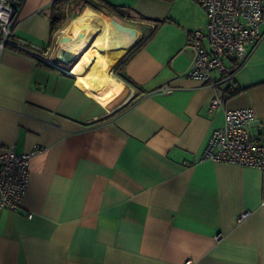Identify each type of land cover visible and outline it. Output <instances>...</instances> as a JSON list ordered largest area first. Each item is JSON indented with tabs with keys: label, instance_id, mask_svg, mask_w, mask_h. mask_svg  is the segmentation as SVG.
<instances>
[{
	"label": "crops",
	"instance_id": "1",
	"mask_svg": "<svg viewBox=\"0 0 264 264\" xmlns=\"http://www.w3.org/2000/svg\"><path fill=\"white\" fill-rule=\"evenodd\" d=\"M54 1L23 0L25 47H0V154L39 148L20 208L0 209V264H264V171L199 160L225 109L264 121V39L210 112L214 90L187 74L196 2L92 0L137 35L90 87L43 56Z\"/></svg>",
	"mask_w": 264,
	"mask_h": 264
},
{
	"label": "built area",
	"instance_id": "2",
	"mask_svg": "<svg viewBox=\"0 0 264 264\" xmlns=\"http://www.w3.org/2000/svg\"><path fill=\"white\" fill-rule=\"evenodd\" d=\"M192 1L203 9L206 26L190 33L187 46L192 50V58L187 74L207 82L214 90L207 105L211 112L223 103L218 94L219 84L231 79L264 39V31L260 30L264 0ZM20 6L19 0H0V47L5 44L25 47L14 34ZM214 73L218 78L213 77ZM229 89L232 90L231 85ZM160 90L165 93L170 88L164 86ZM254 121L256 125L251 124ZM38 151L35 147L18 153L8 147L0 154V209L20 208L29 179V161ZM199 160L236 163L264 171V121L251 107L225 109L222 126L209 133ZM248 213H240L238 220L245 219Z\"/></svg>",
	"mask_w": 264,
	"mask_h": 264
},
{
	"label": "bare ground",
	"instance_id": "3",
	"mask_svg": "<svg viewBox=\"0 0 264 264\" xmlns=\"http://www.w3.org/2000/svg\"><path fill=\"white\" fill-rule=\"evenodd\" d=\"M136 35L134 30L87 6L59 31L57 41L60 49L75 53L76 60L80 58L75 66L74 61L70 72L82 83L91 82V87L105 77L111 65L133 44ZM88 43L91 46L85 50ZM47 60L52 62L50 58Z\"/></svg>",
	"mask_w": 264,
	"mask_h": 264
},
{
	"label": "rangeland",
	"instance_id": "4",
	"mask_svg": "<svg viewBox=\"0 0 264 264\" xmlns=\"http://www.w3.org/2000/svg\"><path fill=\"white\" fill-rule=\"evenodd\" d=\"M92 0H75L73 2V4L71 6H69V8H63L62 12L64 14V18L62 19L61 22H59L56 26V29L54 30L53 34H52V38H51V42L50 45L48 47V49L45 51L44 53V57L48 58L52 55H56L58 50H59V44L57 42V38L59 36V31L67 24L69 23V19L72 18L74 15L78 14L80 11H82V9L88 5L91 4ZM84 6V7H83ZM89 7V6H88ZM91 8V7H90ZM100 13V12H98ZM108 15H111V13H108ZM114 18H116V20L124 25H128L131 24L130 22H126L125 20L121 19L120 17H117L115 15H113ZM75 18V17H74ZM69 21V22H68ZM79 57H78V61H79ZM75 62L74 66L77 64V61ZM73 65L71 66V68L69 69V71H71V69L74 67Z\"/></svg>",
	"mask_w": 264,
	"mask_h": 264
},
{
	"label": "trees",
	"instance_id": "5",
	"mask_svg": "<svg viewBox=\"0 0 264 264\" xmlns=\"http://www.w3.org/2000/svg\"><path fill=\"white\" fill-rule=\"evenodd\" d=\"M22 4L23 0H19ZM68 0H55L54 2H56V6H54L52 8V16L50 19V24H51V30L54 31L56 29V26L59 22L62 21V19L64 18V14L62 12V10L60 9L59 5H64ZM94 7H97V4H93ZM109 8L112 9L113 11L116 10V7L109 5Z\"/></svg>",
	"mask_w": 264,
	"mask_h": 264
},
{
	"label": "water",
	"instance_id": "6",
	"mask_svg": "<svg viewBox=\"0 0 264 264\" xmlns=\"http://www.w3.org/2000/svg\"><path fill=\"white\" fill-rule=\"evenodd\" d=\"M76 58H77V56L75 53H73L67 49H59L57 54H56L54 61H57L62 65H66V64L72 65L74 63V61L76 60ZM251 124L256 125L257 121H254Z\"/></svg>",
	"mask_w": 264,
	"mask_h": 264
}]
</instances>
